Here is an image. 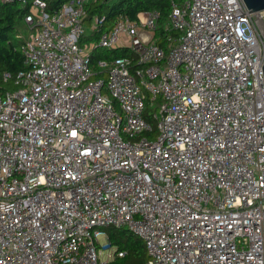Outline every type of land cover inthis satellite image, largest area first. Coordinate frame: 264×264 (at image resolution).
I'll return each mask as SVG.
<instances>
[{
  "label": "built area",
  "instance_id": "2783aa9c",
  "mask_svg": "<svg viewBox=\"0 0 264 264\" xmlns=\"http://www.w3.org/2000/svg\"><path fill=\"white\" fill-rule=\"evenodd\" d=\"M95 1L24 16L28 69L0 91V264H112L108 229L145 264H264V11L171 0L166 49L157 11L81 43ZM95 48L136 61L98 78Z\"/></svg>",
  "mask_w": 264,
  "mask_h": 264
},
{
  "label": "trees",
  "instance_id": "16d2710c",
  "mask_svg": "<svg viewBox=\"0 0 264 264\" xmlns=\"http://www.w3.org/2000/svg\"><path fill=\"white\" fill-rule=\"evenodd\" d=\"M33 0H0V91L14 89L16 86L13 80L16 76L28 69L22 52L25 43L20 36L21 32L27 35V28L24 23V16L29 13ZM50 12L57 9L67 0H44ZM179 1V0H175ZM171 8V0H104L90 5L88 9L89 18L97 15L104 20L100 23L96 32L87 35L81 43H94L102 32L113 26L118 16H126L136 20L141 12L159 13L157 29L154 32V40L157 45L166 49V34L164 26L167 23ZM87 22V21H86ZM173 34V32H170ZM128 57L134 64L136 56L127 48L105 50L95 48L90 56V64L94 66L96 77L105 79V72L96 67L98 61L111 62L115 58ZM8 74L10 79L5 81L4 75ZM110 246H116L117 251H123L124 257L118 264H145L147 255L145 248L139 238L126 230L108 229L106 231ZM112 264H117L116 261Z\"/></svg>",
  "mask_w": 264,
  "mask_h": 264
},
{
  "label": "rangeland",
  "instance_id": "374dc122",
  "mask_svg": "<svg viewBox=\"0 0 264 264\" xmlns=\"http://www.w3.org/2000/svg\"><path fill=\"white\" fill-rule=\"evenodd\" d=\"M103 2L104 0H97L95 1L94 3H97V2ZM86 21L89 23H86L85 25V34L86 35H89V34H92L93 32L90 31V29L88 28V26L90 25L91 23V20L89 18L86 19ZM20 36L23 40H26L27 38V34L23 31L20 33ZM99 250L103 251V256H102V260H105L106 259V255L110 254V253H114L115 250H116V246H110L108 248H102V246L106 245L108 243V240L107 238L104 236V237H100L99 239ZM117 264L119 263V261L116 262Z\"/></svg>",
  "mask_w": 264,
  "mask_h": 264
},
{
  "label": "water",
  "instance_id": "95a60500",
  "mask_svg": "<svg viewBox=\"0 0 264 264\" xmlns=\"http://www.w3.org/2000/svg\"><path fill=\"white\" fill-rule=\"evenodd\" d=\"M245 8L250 13H257L264 11V0H242ZM262 68V74H263V81H264V65Z\"/></svg>",
  "mask_w": 264,
  "mask_h": 264
},
{
  "label": "crops",
  "instance_id": "0c3cea01",
  "mask_svg": "<svg viewBox=\"0 0 264 264\" xmlns=\"http://www.w3.org/2000/svg\"><path fill=\"white\" fill-rule=\"evenodd\" d=\"M86 23H88V22H86ZM89 24V23H88ZM86 25V24H85Z\"/></svg>",
  "mask_w": 264,
  "mask_h": 264
}]
</instances>
